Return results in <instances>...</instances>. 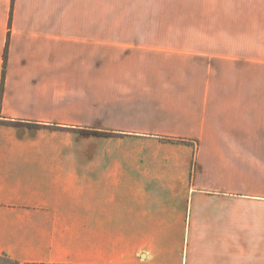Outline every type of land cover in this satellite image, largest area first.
<instances>
[{"label": "crops", "instance_id": "1", "mask_svg": "<svg viewBox=\"0 0 264 264\" xmlns=\"http://www.w3.org/2000/svg\"><path fill=\"white\" fill-rule=\"evenodd\" d=\"M2 254L264 264V0H0Z\"/></svg>", "mask_w": 264, "mask_h": 264}, {"label": "trees", "instance_id": "2", "mask_svg": "<svg viewBox=\"0 0 264 264\" xmlns=\"http://www.w3.org/2000/svg\"><path fill=\"white\" fill-rule=\"evenodd\" d=\"M7 56H8V46L6 47L5 54H4L5 62L7 61ZM0 264H43V263H21V262H17V261L10 259L5 254H2L0 255Z\"/></svg>", "mask_w": 264, "mask_h": 264}]
</instances>
